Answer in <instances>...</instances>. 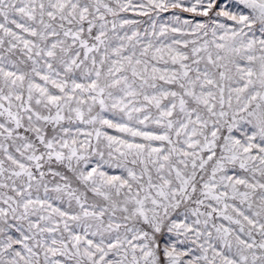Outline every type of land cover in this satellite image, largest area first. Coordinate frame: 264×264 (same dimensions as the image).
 I'll use <instances>...</instances> for the list:
<instances>
[{"label":"snow or ice","instance_id":"6c2138e0","mask_svg":"<svg viewBox=\"0 0 264 264\" xmlns=\"http://www.w3.org/2000/svg\"><path fill=\"white\" fill-rule=\"evenodd\" d=\"M0 264H264V0H0Z\"/></svg>","mask_w":264,"mask_h":264},{"label":"rangeland","instance_id":"374dc122","mask_svg":"<svg viewBox=\"0 0 264 264\" xmlns=\"http://www.w3.org/2000/svg\"><path fill=\"white\" fill-rule=\"evenodd\" d=\"M183 2L186 5H189L191 3H194V0H183ZM174 11L179 12V10H174ZM179 14L181 15L182 18L194 19L195 21H200V20H203L204 19L203 17H199V16L193 17V14H191V13L181 12ZM161 17L163 18V22H165V23L171 22L172 13L171 12H169V13H162L161 14ZM140 19H145V18H140Z\"/></svg>","mask_w":264,"mask_h":264}]
</instances>
